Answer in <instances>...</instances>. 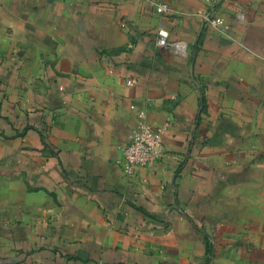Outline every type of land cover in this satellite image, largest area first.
<instances>
[{
  "label": "crops",
  "instance_id": "obj_1",
  "mask_svg": "<svg viewBox=\"0 0 264 264\" xmlns=\"http://www.w3.org/2000/svg\"><path fill=\"white\" fill-rule=\"evenodd\" d=\"M154 1L0 0V264H264V0Z\"/></svg>",
  "mask_w": 264,
  "mask_h": 264
},
{
  "label": "built area",
  "instance_id": "obj_2",
  "mask_svg": "<svg viewBox=\"0 0 264 264\" xmlns=\"http://www.w3.org/2000/svg\"><path fill=\"white\" fill-rule=\"evenodd\" d=\"M151 2L159 14L172 12V7L165 1ZM221 0H206L207 6L200 13L204 20L212 27L222 28L224 21L217 13ZM161 46H171L179 49V44L170 42L166 35H161L158 39ZM133 107V106H132ZM165 126H158L146 119L144 112L138 114V124L130 135L129 143L124 147L121 164L126 175L131 176L141 167L148 166L153 160L158 159L165 151ZM95 264H102L97 262Z\"/></svg>",
  "mask_w": 264,
  "mask_h": 264
}]
</instances>
